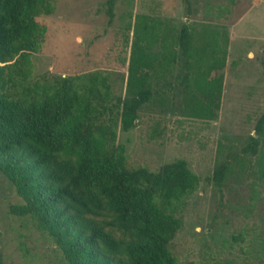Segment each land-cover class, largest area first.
<instances>
[{
    "label": "trees",
    "instance_id": "16d2710c",
    "mask_svg": "<svg viewBox=\"0 0 264 264\" xmlns=\"http://www.w3.org/2000/svg\"><path fill=\"white\" fill-rule=\"evenodd\" d=\"M115 2L105 0L108 24ZM52 11L50 0H0V174L19 198L9 214L28 221L64 264H194L177 263L169 243L199 177L183 159L156 170L127 167L117 131L133 128L146 104H163L165 91L177 97L181 115L215 118L222 75H209L224 65L215 31L203 33L196 44L182 23L176 49L159 52L152 26L135 20L131 38L124 36L129 52L120 92L96 69L31 81L29 55L44 38L37 18ZM176 63L174 79H165ZM260 148L264 152V111L244 143L229 146L216 160L212 183L219 186L242 155ZM258 178L264 193V156Z\"/></svg>",
    "mask_w": 264,
    "mask_h": 264
},
{
    "label": "rangeland",
    "instance_id": "374dc122",
    "mask_svg": "<svg viewBox=\"0 0 264 264\" xmlns=\"http://www.w3.org/2000/svg\"><path fill=\"white\" fill-rule=\"evenodd\" d=\"M52 13L37 22L44 28L38 52L31 53L30 80L40 75L107 73L116 92L123 91L131 26L143 19L157 42L175 48L174 38L187 23L194 42L215 31L224 65L219 108L212 120L180 114L177 97L165 91L164 103L150 102L138 111L135 125L117 131L125 163L156 170L175 159L186 161L199 177L179 216L180 229L169 243L177 263L231 260L264 264V193L258 167L264 156L242 155L219 186L210 176L229 146L238 148L253 133L264 111V0H116L107 23L105 0H50ZM129 25V28L127 29ZM225 34V42L222 39ZM174 64L165 79L172 81ZM19 201L0 174V258L3 264H64L59 252L30 223L8 212Z\"/></svg>",
    "mask_w": 264,
    "mask_h": 264
},
{
    "label": "crops",
    "instance_id": "0c3cea01",
    "mask_svg": "<svg viewBox=\"0 0 264 264\" xmlns=\"http://www.w3.org/2000/svg\"><path fill=\"white\" fill-rule=\"evenodd\" d=\"M156 38H157V37H156ZM156 42H157V40H156ZM165 48H166L167 50H171V51H173V49H176V47H175V48H173V47H169L167 44L164 46V43L161 42V47H160V49L155 50V51L162 52ZM172 67H173V66H172ZM171 69H172V68H171Z\"/></svg>",
    "mask_w": 264,
    "mask_h": 264
}]
</instances>
